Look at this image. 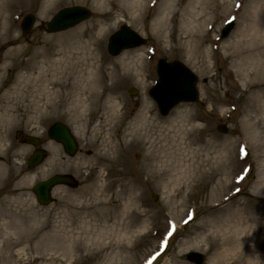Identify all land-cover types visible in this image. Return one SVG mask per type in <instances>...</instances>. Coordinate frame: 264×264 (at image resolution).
<instances>
[{"label":"rangeland","instance_id":"obj_1","mask_svg":"<svg viewBox=\"0 0 264 264\" xmlns=\"http://www.w3.org/2000/svg\"><path fill=\"white\" fill-rule=\"evenodd\" d=\"M190 1L55 0L46 12L44 0H8L10 4L5 8L1 1L0 33L3 39L13 42L0 47V95L26 75L19 62L36 52L39 55L33 61L32 74L38 73V67L47 68L42 80H57L63 90L52 100L55 106L34 95L40 111L31 105L33 96L18 100L19 106L28 107H23V112L14 108L16 118L0 136V264H147L150 259L152 264H194L186 259L188 252L201 253L202 264L234 261L233 253L225 249L227 214L243 208L246 215L253 216L259 209L256 219L264 218V192L258 189L259 179L264 178V125L259 120L264 114L256 109L255 101L264 93V84L253 85V79L241 76L242 56L234 47L252 1L224 0L225 6L213 13L209 6L197 8L199 16L191 13L197 9L191 8ZM74 5L86 7L90 17L65 31L49 33L46 23L53 14ZM162 12L166 28L155 30L154 21ZM27 13L35 21L24 34L20 21ZM259 14L264 26V5ZM229 19L234 20V27L227 37L220 38V29ZM185 23L194 26L192 33L186 31L187 25L183 27ZM122 24L129 25L146 43L111 56L107 52L108 38ZM99 25L104 33L94 42L91 30ZM79 26L88 28L81 41L83 46L91 43L95 49L96 66L102 64L107 69L128 55L140 64V76L105 78L101 90L94 88L89 98L75 88V72L82 61L77 62L73 72L55 76L59 71L56 68L70 63V35ZM159 58L179 61L197 77V102L180 103L166 116L159 114L147 93L157 78ZM130 89L136 93L130 95ZM76 98L85 101L81 118H76L71 108ZM115 100L123 118L110 132L114 142L120 140L125 125L146 103L159 125L151 131L153 141L161 125L186 109L196 124L191 153L186 157L198 167L193 176L181 183L170 182L163 167L149 155V143L129 145L118 160L98 164L94 160L93 135L98 124L103 126L102 134L111 128L105 121L106 108ZM56 121L66 124L75 135L78 149L73 156L46 136L48 126ZM252 122L256 123L250 126ZM218 124L227 126V132L216 130ZM27 136L39 138L41 148L47 152L43 162L33 169L26 166L34 150L23 142ZM48 163L51 165L46 167ZM42 167L48 169L43 177ZM32 174L35 179L26 184L25 177ZM54 174H70L76 183L54 187L50 204L39 205L32 187ZM225 181L229 182L228 193L234 194L228 210L222 196ZM124 187H131L139 195V203L125 211L131 213L130 227L121 225L125 221L117 223L121 206H114L127 200V189L120 195ZM125 231L127 236L123 235ZM259 263L264 264V260Z\"/></svg>","mask_w":264,"mask_h":264},{"label":"bare ground","instance_id":"obj_2","mask_svg":"<svg viewBox=\"0 0 264 264\" xmlns=\"http://www.w3.org/2000/svg\"><path fill=\"white\" fill-rule=\"evenodd\" d=\"M1 1L4 8L10 4L8 0H0V3ZM251 1L250 9L248 10L247 15H245L246 18H244L246 23L239 29L237 34L239 37L234 43V47L237 49L238 55L242 56L240 57L241 76L243 78L253 79V85L262 86L264 84V26L259 13L264 5V0ZM54 2L55 0H44L45 7L43 11L46 12L49 10ZM190 3L192 9L204 7L207 9L209 6L211 13L216 9L225 6L224 0L219 2H217V0H191ZM191 13H195L196 16H199L201 11L197 9L196 11H191ZM163 14L164 12L155 19V30L166 28V20ZM7 15L8 14H6L4 18H6ZM187 23H191L190 20H188ZM186 25L187 24L185 23L183 27ZM193 28L194 26L189 27L187 25L186 31L192 33ZM87 29V27L82 26L74 29L73 33L70 35V49L67 52L70 63L68 66L56 68L59 69V71L55 69L58 73L55 74V76L61 75L62 73H65V71L73 72L72 69H75L77 62L82 61L81 66L76 69L75 72V74H77L75 88H78L80 93L87 94V98L92 96L89 92L94 91V88L96 89V87H100L101 90V87L104 86L105 78L112 80L113 78L118 77H128L131 74L140 76V64L138 62L136 63L132 58L130 59L128 55H125L126 58L122 57L118 62L112 63L107 69H104L102 64L96 66L95 63L97 58L94 52L95 49L92 48L91 43L90 46H83V42L81 41L83 33ZM91 31V38L96 42L101 39L104 33V27L99 25L95 31L94 29ZM11 42H13L12 39H3V34L0 33V47ZM13 51L14 50L12 49L8 51V53L11 54ZM6 55L8 56V54ZM38 55V52L31 53L26 60L19 62L26 70V75L20 76L10 89L0 95V136L6 131L9 126L8 124L12 123L16 118L13 111L14 108L16 107L17 110L20 109V111L23 112L26 110L23 109V107H28L27 104L19 106V102H17L18 100L33 96V99L30 100L33 102L31 105L34 106L35 110L40 111L41 105L38 104V101L34 100L35 96L36 98L40 96V100L45 99V103L55 106V103L52 100L59 97L63 90L59 85L60 82L58 83L57 80H51L50 82H47L45 79L44 81L42 80V75H46L48 72L47 68L44 69L42 66L38 67V73L36 75L32 74L33 61ZM12 59H15L13 54ZM48 84L51 85L50 88L47 87ZM112 86L113 85H111L110 88ZM69 91L71 92L70 89ZM26 101L27 100H24L23 102ZM255 101L257 106L256 109L258 108L261 114H264V93L258 95ZM84 104L85 101H81V99L78 100V98H76L71 104V108L74 110L73 113L76 115V118H81L83 115L85 110ZM106 109L107 113L105 121L110 123L111 128L108 129L106 134H102L103 126L98 124L93 135V143L96 147L94 160L98 164L105 160L109 162L118 160L120 158V153L125 151L129 145H144L149 143V155L152 156L161 167H163L170 182L181 183L182 179L188 180L198 170V167L196 169L190 162L192 159L186 158L191 153L190 144L193 142L192 132L196 127V124L193 121L194 118L192 115L187 114L186 109L177 111L175 114L176 116L173 119H170L168 124L161 125V128L158 129V133L156 131L155 140L153 141L150 139L151 131L154 128L157 129L159 125L156 123L157 119L154 117L152 107L149 103H146L144 109L134 115L125 125V130L120 136V140H116L115 142L111 137L112 135L110 136V132L116 127V123L119 119L123 118V115L120 114L121 111L117 100L109 104ZM249 120H251V118ZM259 120H261L264 125V117L262 116ZM255 123L256 122H252L249 123V125L253 126ZM163 131L165 132L163 133ZM155 148H157L156 152ZM49 164L51 165V163H48L45 166L47 167ZM47 172L48 169L42 167L40 171L41 177ZM198 173H201V170H199ZM35 177V174L27 175L25 177V183H31ZM258 186V189L264 192V178L259 179ZM228 187L229 182L225 181L222 196H224L226 200V205H224L226 210L231 208L234 198V194L228 193ZM128 188H130V190ZM128 188L124 187V189L122 188L120 191V195L127 193L125 191L126 189L129 192L127 194L128 198L123 204H121L120 201H114L118 203L114 205L115 207L121 206V212L116 216L117 223L120 225V222L125 221L121 224L125 227H130L129 223L131 221L129 219L131 213H128V211L125 212L126 209L132 206L133 203L135 206L139 203V195L136 192H133L131 187ZM258 211L259 209H256V212L252 216L249 214L246 215L243 208H236V210H233V212L230 211L227 214L226 219L224 220V226L227 229V248L225 249L227 252L233 253L235 257L234 261L230 264H260L259 260H264V218L261 220L256 219ZM127 232L128 231H125L123 235L127 236ZM119 237H122L120 233Z\"/></svg>","mask_w":264,"mask_h":264},{"label":"water","instance_id":"obj_3","mask_svg":"<svg viewBox=\"0 0 264 264\" xmlns=\"http://www.w3.org/2000/svg\"><path fill=\"white\" fill-rule=\"evenodd\" d=\"M90 11L82 6L66 7L59 10L51 20L46 24L48 32H58L65 30L75 24L87 19ZM34 22L32 15H26L21 23V29L28 33ZM232 27V22H228L222 30V36H226ZM145 42L137 33L128 26L122 25L109 38L108 52L111 55H117L124 49L139 46ZM157 81L149 90V95L157 104L161 115H167L169 111L180 102H194L197 100V89L195 87L196 76L181 62L158 60L157 63ZM131 92V91H130ZM134 93V92H131ZM217 130L225 133L227 127L218 125ZM47 136L57 142H60L69 155H73L77 145L69 129L61 124H52L47 132ZM26 142L37 146L40 140L35 137H27ZM46 152L42 149L35 150L28 160V167L31 169L40 164L45 158ZM73 178L69 175L56 174L49 179L41 181L33 186L32 191L36 200L41 205H47L51 202L50 191L55 185H73ZM187 260L201 264L204 257L201 253L190 252L186 255Z\"/></svg>","mask_w":264,"mask_h":264},{"label":"snow or ice","instance_id":"obj_4","mask_svg":"<svg viewBox=\"0 0 264 264\" xmlns=\"http://www.w3.org/2000/svg\"><path fill=\"white\" fill-rule=\"evenodd\" d=\"M233 19H235V18L233 17ZM237 191H239V189H237ZM189 219H192V216L191 215L189 216ZM185 223H187V221H185ZM147 264H152V260L151 259L148 260L147 261Z\"/></svg>","mask_w":264,"mask_h":264}]
</instances>
